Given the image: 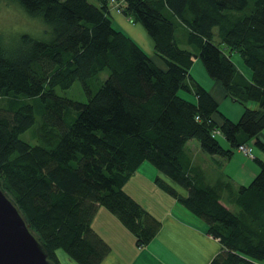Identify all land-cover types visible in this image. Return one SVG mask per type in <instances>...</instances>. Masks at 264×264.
<instances>
[{"label":"trees","instance_id":"1","mask_svg":"<svg viewBox=\"0 0 264 264\" xmlns=\"http://www.w3.org/2000/svg\"><path fill=\"white\" fill-rule=\"evenodd\" d=\"M17 1L51 36L0 34V183L49 260L62 264L63 251L77 264L101 263L110 247L91 225L99 207L146 246L160 220L124 185L148 161L185 194L158 176L157 187L221 244L209 264H264V160L247 156L259 166L247 185L224 175L211 183L188 148L195 139L219 169L249 141L264 153V0H116L150 36L161 67L113 25L110 0ZM193 58L243 106L236 121L191 76ZM75 81L86 102L56 94ZM30 128L34 144L20 138Z\"/></svg>","mask_w":264,"mask_h":264},{"label":"crops","instance_id":"2","mask_svg":"<svg viewBox=\"0 0 264 264\" xmlns=\"http://www.w3.org/2000/svg\"><path fill=\"white\" fill-rule=\"evenodd\" d=\"M115 6V4L110 5V15L118 28L134 41L136 40L137 42H135L140 44L158 66H163L162 60L154 52L153 41L150 40L147 32L145 33L143 26L140 23L129 22L128 17L122 12L116 11ZM237 68L246 78H250L240 67L237 66ZM204 88L218 103L228 97L217 81L211 82L210 87ZM240 112L236 111L235 116H239ZM223 114L226 116V113ZM228 118L230 119V117ZM260 137L264 141L263 133L260 134ZM194 148L201 152L197 142H195ZM190 152L192 162L206 171L211 183L224 175L222 179H227V176L231 177L234 186L245 185L246 180L255 174L253 172H256L255 169H251L249 173L240 176L241 179L234 180L229 174L221 172L215 159L212 158L216 166V171H213V164L205 167L203 163L199 162L197 155H192L191 150ZM261 154L263 156L259 157L264 160V153L261 152ZM157 176L172 183L178 191L185 194L181 187L171 182L150 162H143L125 183L124 190L151 215L160 220V227L154 238L146 246L137 247L134 235L111 212L99 207L91 225L110 247V251L100 264H209L220 250L221 244L207 233L206 224L198 217L196 218L176 199L171 198L157 187L154 182ZM132 180L139 181V184H130ZM144 191L149 193L145 194L147 196L145 199L150 202L139 199V196H143L141 194ZM97 220L100 221L96 222ZM57 253L62 264H77L63 251Z\"/></svg>","mask_w":264,"mask_h":264},{"label":"rangeland","instance_id":"3","mask_svg":"<svg viewBox=\"0 0 264 264\" xmlns=\"http://www.w3.org/2000/svg\"><path fill=\"white\" fill-rule=\"evenodd\" d=\"M89 1L95 2V0H89ZM112 22H113V25L118 28L117 24L114 22L113 19H112ZM23 33L29 34L36 39L47 41L49 40L51 36V26L48 23H46L41 16L39 15L33 16V15L28 14L17 0H0V34L3 36L6 42H9L15 39L18 35L23 34ZM150 40L152 41L151 38ZM215 41H217V37H215ZM230 57L233 63L236 65V67L237 66L240 67V69L244 71L247 77L251 76L252 72L250 68L244 64L238 52L236 51L231 52ZM189 71H190L191 76L194 77L197 83H199L202 87H210L211 82L212 83L214 82L207 75L202 62L198 58L193 60ZM55 91H56V94L62 97L71 98V99H74L80 102H86L87 100L79 81H75L72 84V86L68 89H61L59 87H56ZM179 94L187 99L192 100L194 98L192 92L179 91ZM30 102L35 105L37 104L34 101H30ZM250 105L251 107L256 106L254 102H250ZM241 109L243 110V106L240 103L233 101L230 97H226L225 100H221L219 102V110L222 113H226V116L230 117L231 120L235 119L233 121H236L239 118L242 112ZM235 110L239 112L241 111L239 116H235L234 114L236 113ZM36 119L38 120V116H36ZM31 131H32V128L28 129L27 131H25L24 133L20 135V138L25 141H28L31 144H34L36 143V141L30 138ZM218 138L223 147L228 148L230 146L229 143L222 136H219ZM195 142L197 141L195 139H192L188 143V148L193 152L192 155L194 156L197 155L198 159L200 160L199 162L203 163L205 167H208L213 164L212 170L216 171V166L212 160V157L208 155L207 153H204L202 151L198 152L197 150H195L194 148ZM248 145H250L253 149L252 151L253 156H263L261 154V151L257 147L254 146L253 141H249ZM219 159L222 162L220 170L232 176L234 180H237L240 178V176L249 173L251 169H255L256 172H253L255 174L259 171V166L252 159V157L244 156L237 148L233 149V154L230 159L228 160L224 158H219ZM255 174H252V176L249 179L246 178L247 180L245 182V185L250 183V181L252 180ZM130 184H134V185L139 184V181L136 182L135 180H132ZM145 194H149V193L147 192L145 193V191L142 192L141 195L143 196H139V199H145L147 197L145 196ZM145 201L150 202L149 200H146V199ZM98 221L100 220H97L96 222ZM96 222H95V227L97 226Z\"/></svg>","mask_w":264,"mask_h":264},{"label":"water","instance_id":"4","mask_svg":"<svg viewBox=\"0 0 264 264\" xmlns=\"http://www.w3.org/2000/svg\"><path fill=\"white\" fill-rule=\"evenodd\" d=\"M0 264H53L1 183Z\"/></svg>","mask_w":264,"mask_h":264},{"label":"built area","instance_id":"5","mask_svg":"<svg viewBox=\"0 0 264 264\" xmlns=\"http://www.w3.org/2000/svg\"><path fill=\"white\" fill-rule=\"evenodd\" d=\"M110 3L116 5L115 6L116 11L122 12L121 11V6H123V2L122 1H121V3H119L116 0H110ZM128 19H129V21L132 22L131 18H128ZM237 149L240 152H242L244 155H246V156H252V148L249 145H240Z\"/></svg>","mask_w":264,"mask_h":264}]
</instances>
